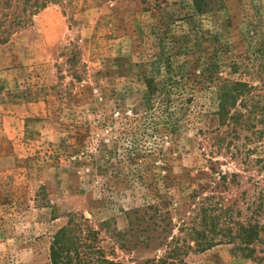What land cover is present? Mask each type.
<instances>
[{"label":"rangeland","instance_id":"rangeland-1","mask_svg":"<svg viewBox=\"0 0 264 264\" xmlns=\"http://www.w3.org/2000/svg\"><path fill=\"white\" fill-rule=\"evenodd\" d=\"M206 1L57 0L0 46V264H52L69 217L121 264L170 239L176 264H264L229 241L264 186V0Z\"/></svg>","mask_w":264,"mask_h":264},{"label":"trees","instance_id":"trees-1","mask_svg":"<svg viewBox=\"0 0 264 264\" xmlns=\"http://www.w3.org/2000/svg\"><path fill=\"white\" fill-rule=\"evenodd\" d=\"M57 0H0V46L5 44L10 36L25 27L32 16L48 3ZM193 6L197 13H203L207 9L206 0H193ZM247 86L243 82H232L221 84L218 89V103L216 115L219 123L224 124L235 122V115L230 113L234 106L236 97L245 95ZM222 180H226L225 175H221ZM247 209L250 211L249 217L245 220L233 222L236 226L234 234H229V241L233 244V249L242 255H247L245 251H252L250 245L262 241L264 237V223L260 224L259 217L264 214V186L253 194L250 198ZM221 206V205H220ZM225 218L231 215L230 208L222 210ZM71 216V215H70ZM71 217L68 219V226L60 228L53 236L50 245V259L52 264H121L118 261L109 260L102 250L94 245V230L86 228L87 238L79 241L76 232L80 231L70 226ZM231 222L227 219V222ZM228 231V229H227ZM213 238L205 236L197 245L203 249L211 246ZM189 245L185 240L170 239L167 242L165 254L152 261L151 264H176L180 263V254H184ZM169 260H172L169 262Z\"/></svg>","mask_w":264,"mask_h":264}]
</instances>
